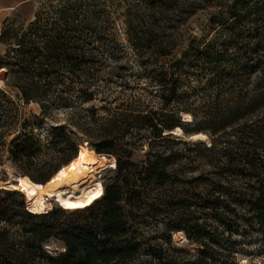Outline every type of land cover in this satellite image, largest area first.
Listing matches in <instances>:
<instances>
[{"label": "trees", "instance_id": "1", "mask_svg": "<svg viewBox=\"0 0 264 264\" xmlns=\"http://www.w3.org/2000/svg\"><path fill=\"white\" fill-rule=\"evenodd\" d=\"M117 1L116 7L124 8L132 50L141 55L138 71L124 63L105 71L99 66L89 67L77 58L84 57L85 51L60 27H72L74 31L78 22L89 24V14L82 11L80 4L67 7L68 10L61 13L64 23L52 24L49 31L55 34L43 43L37 41L35 23H31L25 32L22 27L8 23L1 31L0 42L10 45L6 66L0 67L8 68L5 85L10 90L0 88V127L8 131L15 129L20 102L25 105L35 102L42 112L60 108L70 114V124L76 127L77 134L83 132L96 138L91 146L98 154L116 158V168L109 181L103 183L104 195L85 208L89 221L76 225H68L62 220L64 210L53 208L36 214L28 212L23 202L3 206L1 199L0 264H129L139 257L145 244L144 250L159 264H200L195 259L169 256L162 244L155 247L147 243L143 216L158 212L161 206L168 207V215L172 217L164 231H183L189 242L203 246L215 258L219 251L214 245L221 244V237L209 229L207 221H202L203 215L210 214L228 232V238L255 229L264 234V150L254 144L247 143L246 147L239 146L234 150L215 142L206 146L209 151L216 152L217 158L211 166L220 178L229 172L232 163H238L240 175L246 180L238 193L229 192L230 188L221 180L212 182L209 176L200 175L196 180L210 182L211 188L205 194H196L199 199L174 206L163 200L149 201L157 186L170 181L169 168L182 159L178 151L153 153L152 148L169 137L176 127L186 135L206 132L214 136L228 127L251 121L249 118L264 107V60H261L262 78L256 92L218 113L206 106L198 116L190 108H180L185 93L182 75L186 64L201 61L207 48L201 50L191 41L183 49L180 27L207 9L213 0ZM240 18L247 19L248 32L259 31L264 26V0H239L228 6L218 5L209 20L212 25H231ZM258 38L259 33L252 35L250 42L258 45ZM256 45L246 62L249 74L254 72L250 61L258 53ZM205 59L211 68L213 59ZM63 72L84 74L86 79L79 76V80L68 84L62 78ZM134 73L149 79L148 86L161 99L159 109H150L140 97L131 93L122 97V93L113 87L120 84V87L130 88L127 76ZM96 98L104 114L97 115L93 104L84 106ZM181 112L190 113L191 119L182 120ZM5 132L1 130L0 137ZM17 135L11 143L17 141ZM145 143L151 147L148 159L137 163L135 152L142 150ZM9 154L21 161L32 158L36 152L27 141H22L9 150ZM21 170L39 182H45L56 171L38 177L30 170ZM230 201L244 205L249 215L237 213ZM206 209L208 212L204 214ZM52 238L66 249L59 253L46 251L45 246ZM162 239L163 244L171 243V239Z\"/></svg>", "mask_w": 264, "mask_h": 264}, {"label": "rangeland", "instance_id": "2", "mask_svg": "<svg viewBox=\"0 0 264 264\" xmlns=\"http://www.w3.org/2000/svg\"><path fill=\"white\" fill-rule=\"evenodd\" d=\"M236 1L239 0H213L207 9L201 10L200 13L192 16L185 25L180 27L181 35H179V39L182 40L183 49H186L191 41L201 50L204 47L207 48L201 61H196L191 65L186 64L185 73L182 75V89L185 93L181 98L183 102L180 105L181 109L190 108L198 116L206 108L216 110V113H218L224 111L227 106H233L236 102L243 101L245 97H250L256 92L257 83L262 78L261 60H264V26L260 27L259 31L248 32L246 18H240L231 25H212L209 20L218 5L228 6ZM117 3V0H39L30 19L22 20L19 17L12 16L8 24L22 27L25 32L31 23H35L37 30L34 32L37 34V41L43 43L55 34L53 31H49L52 24L60 25L64 23L61 13L65 12L67 7L80 4L82 11L89 14V24L85 25L84 22H78V26L74 31H72L74 29L72 27L64 25L60 27L62 30L69 32L67 36L77 40L78 42L75 44L85 51L84 57L78 56L77 58L89 67L99 66L100 69L105 71L111 70L122 63L138 71L140 66L137 62L141 55L134 53L132 50L128 24L126 23V17L123 15L124 8H117ZM257 33H259L258 39L260 41L258 45L250 42L252 35ZM255 45L258 53L254 54L253 59L250 61L253 64L254 72L249 74L250 68H248L246 62ZM0 48L2 49L0 54L1 67L6 66V54L10 45L0 42ZM205 57L213 59L212 63L214 65L211 68H209V63ZM3 69L0 73V80L3 83L2 89L8 91L10 89L5 85L8 68L4 67ZM79 76L81 79H86L84 74L73 75L68 72L62 74V78L68 84L79 80ZM127 82L131 85L130 88L123 85L120 87V84H114L113 87H116L122 93V97H126L131 93L137 98L140 97L144 105L149 106L150 109H159L161 99L148 86L150 82L148 78L134 73L127 76ZM12 90L13 92L16 91L15 88H12ZM212 102H216V104L212 105ZM91 104L96 108L97 115L104 114V111L99 109L100 101L98 98L84 106H91ZM18 114L15 129L11 128V131H8V129L0 127V131H6L3 137H0V150H2L0 182L9 179L6 168L30 170L34 176L40 177L57 170L68 160L71 143L65 139L57 138L50 132L48 127L51 122L66 121L71 123L72 119L67 111L60 108H51L42 112L40 106L35 102L27 103V105L20 102ZM183 114L185 113L181 112L182 120H184ZM249 119L251 121L228 127L214 136L204 132L207 136L204 141L192 139L190 135L194 133L186 135L172 131L169 137L152 148L154 149L153 153L168 154L172 151H178L182 159L169 168L170 181L163 186H157L149 197V201L159 202V200H163L170 206H174L199 199L196 194H205L211 188L210 182L201 183L196 180L200 175L209 176L212 182L221 180L224 185L230 188L229 192L238 193V189L246 181L240 175L238 163H232L229 166V172H226L220 178L217 172L212 171L213 167L211 166V162L217 158L216 152L209 151L206 146L215 142L222 147L231 146L234 150L239 146L246 147L249 143L264 150V107ZM16 134L19 136L17 141L11 143ZM77 136L80 139L87 140L91 148V143L96 140L94 136L90 138L89 135H85L83 132H80ZM22 141H27L29 145H32L36 154L28 160L24 158L21 161L15 160L13 156L8 155V151ZM150 149L148 143H145L142 150L135 152L134 161L137 163L145 162L148 159L147 154L150 153ZM115 168L116 165L99 171L98 177L102 183L109 181V178L114 175ZM1 199L4 201L3 206L24 203L23 194L15 191L9 194L0 192ZM230 203H233L232 205L240 215H249L244 205L234 201H230ZM53 208L64 210L62 220L68 225L72 226L89 221L90 216L85 211L86 209L69 211L52 203L49 210ZM167 208L161 206L158 212L143 216L144 223L142 227L148 237L147 243L149 245L158 247L162 244L169 256L188 260L195 259L200 264H244L245 261H247V264H264V234L261 231L255 229L245 233L239 232L228 238V232L210 214H206L207 209L206 211L203 210L206 215L202 216V221H207L209 229L221 237V244L214 245L219 251L216 258L209 251L206 260L196 259L191 251L194 242H189L187 239L184 243L171 240V243L163 244L162 237L165 238V224L172 220V217L168 215L169 210ZM240 221H242L241 218ZM51 240L45 246L46 251L59 253L66 249L56 239L52 238ZM145 247L146 244L139 257L129 264H159L144 250Z\"/></svg>", "mask_w": 264, "mask_h": 264}, {"label": "bare ground", "instance_id": "3", "mask_svg": "<svg viewBox=\"0 0 264 264\" xmlns=\"http://www.w3.org/2000/svg\"><path fill=\"white\" fill-rule=\"evenodd\" d=\"M0 88H3L1 80ZM183 117L184 120H190L191 114L185 113ZM48 127L57 138L71 143L68 160L45 182L34 180L23 170L6 168L9 179L0 182V192L4 194L20 192L24 196L25 208L36 214L46 213L52 203L69 211L85 209L104 195V185L98 173L109 166H115L116 158L98 154L93 147H90L87 140L77 136L76 127L69 122H51ZM172 131L183 134L180 127ZM191 138L204 141L207 136L205 133H195ZM68 205L79 206L68 207ZM164 237L178 243L186 241L183 231H164ZM191 251L195 258L201 261L209 256V251L197 243H193Z\"/></svg>", "mask_w": 264, "mask_h": 264}, {"label": "crops", "instance_id": "4", "mask_svg": "<svg viewBox=\"0 0 264 264\" xmlns=\"http://www.w3.org/2000/svg\"><path fill=\"white\" fill-rule=\"evenodd\" d=\"M39 0H0V36L1 31L10 18L19 17L22 20L30 19ZM2 49L0 48V54ZM3 68H0V70ZM3 70L0 71V73Z\"/></svg>", "mask_w": 264, "mask_h": 264}, {"label": "snow or ice", "instance_id": "5", "mask_svg": "<svg viewBox=\"0 0 264 264\" xmlns=\"http://www.w3.org/2000/svg\"><path fill=\"white\" fill-rule=\"evenodd\" d=\"M79 205H68V207H78Z\"/></svg>", "mask_w": 264, "mask_h": 264}, {"label": "clouds", "instance_id": "6", "mask_svg": "<svg viewBox=\"0 0 264 264\" xmlns=\"http://www.w3.org/2000/svg\"><path fill=\"white\" fill-rule=\"evenodd\" d=\"M244 264H247V261H245Z\"/></svg>", "mask_w": 264, "mask_h": 264}, {"label": "water", "instance_id": "7", "mask_svg": "<svg viewBox=\"0 0 264 264\" xmlns=\"http://www.w3.org/2000/svg\"><path fill=\"white\" fill-rule=\"evenodd\" d=\"M195 134V133H194ZM192 135H190V137H191Z\"/></svg>", "mask_w": 264, "mask_h": 264}]
</instances>
